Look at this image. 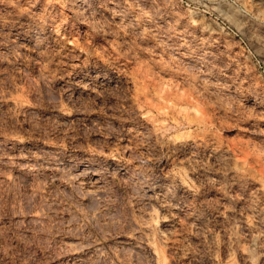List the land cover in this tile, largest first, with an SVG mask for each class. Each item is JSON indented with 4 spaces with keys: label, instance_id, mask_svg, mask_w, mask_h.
<instances>
[{
    "label": "rangeland",
    "instance_id": "1",
    "mask_svg": "<svg viewBox=\"0 0 264 264\" xmlns=\"http://www.w3.org/2000/svg\"><path fill=\"white\" fill-rule=\"evenodd\" d=\"M0 264H264V0H0Z\"/></svg>",
    "mask_w": 264,
    "mask_h": 264
}]
</instances>
